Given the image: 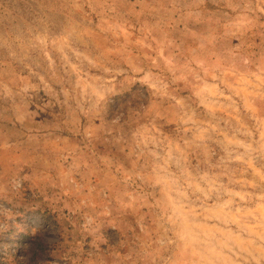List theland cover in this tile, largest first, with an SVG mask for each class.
<instances>
[{
	"label": "rangeland",
	"instance_id": "rangeland-1",
	"mask_svg": "<svg viewBox=\"0 0 264 264\" xmlns=\"http://www.w3.org/2000/svg\"><path fill=\"white\" fill-rule=\"evenodd\" d=\"M0 264H264V0H0Z\"/></svg>",
	"mask_w": 264,
	"mask_h": 264
}]
</instances>
